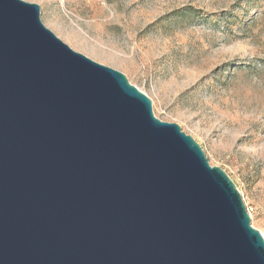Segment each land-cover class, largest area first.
<instances>
[{"label":"water","instance_id":"1","mask_svg":"<svg viewBox=\"0 0 264 264\" xmlns=\"http://www.w3.org/2000/svg\"><path fill=\"white\" fill-rule=\"evenodd\" d=\"M0 264H264V236L124 73L0 0Z\"/></svg>","mask_w":264,"mask_h":264},{"label":"rangeland","instance_id":"2","mask_svg":"<svg viewBox=\"0 0 264 264\" xmlns=\"http://www.w3.org/2000/svg\"><path fill=\"white\" fill-rule=\"evenodd\" d=\"M25 1L191 135L233 179L264 236V0Z\"/></svg>","mask_w":264,"mask_h":264},{"label":"built area","instance_id":"3","mask_svg":"<svg viewBox=\"0 0 264 264\" xmlns=\"http://www.w3.org/2000/svg\"><path fill=\"white\" fill-rule=\"evenodd\" d=\"M247 210H248V212H249V215H251V211H250V209L247 207Z\"/></svg>","mask_w":264,"mask_h":264},{"label":"trees","instance_id":"4","mask_svg":"<svg viewBox=\"0 0 264 264\" xmlns=\"http://www.w3.org/2000/svg\"><path fill=\"white\" fill-rule=\"evenodd\" d=\"M189 13H191V12H189ZM228 18L230 17V16H227ZM239 21V23H242V20L240 19V20H238Z\"/></svg>","mask_w":264,"mask_h":264}]
</instances>
